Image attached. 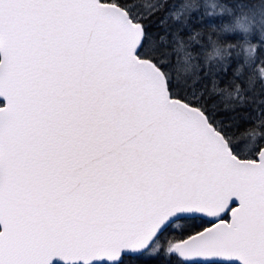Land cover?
Here are the masks:
<instances>
[{"label": "snow or ice", "instance_id": "6c2138e0", "mask_svg": "<svg viewBox=\"0 0 264 264\" xmlns=\"http://www.w3.org/2000/svg\"><path fill=\"white\" fill-rule=\"evenodd\" d=\"M0 264H264V0H0Z\"/></svg>", "mask_w": 264, "mask_h": 264}]
</instances>
